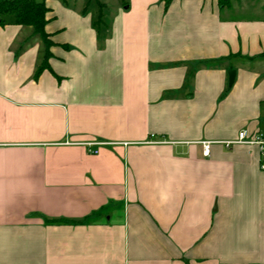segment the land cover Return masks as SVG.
I'll list each match as a JSON object with an SVG mask.
<instances>
[{
	"label": "crops",
	"instance_id": "crops-1",
	"mask_svg": "<svg viewBox=\"0 0 264 264\" xmlns=\"http://www.w3.org/2000/svg\"><path fill=\"white\" fill-rule=\"evenodd\" d=\"M91 1L0 25V264H264V0Z\"/></svg>",
	"mask_w": 264,
	"mask_h": 264
},
{
	"label": "trees",
	"instance_id": "trees-1",
	"mask_svg": "<svg viewBox=\"0 0 264 264\" xmlns=\"http://www.w3.org/2000/svg\"><path fill=\"white\" fill-rule=\"evenodd\" d=\"M225 4L227 0H220ZM50 8L45 1L38 0H1L0 1V25H4L8 16L14 17L15 23L30 26L34 34H38L45 45L43 59L37 68V73L50 68L49 58L51 47L54 44L50 34L46 31L48 13Z\"/></svg>",
	"mask_w": 264,
	"mask_h": 264
},
{
	"label": "built area",
	"instance_id": "built-area-1",
	"mask_svg": "<svg viewBox=\"0 0 264 264\" xmlns=\"http://www.w3.org/2000/svg\"><path fill=\"white\" fill-rule=\"evenodd\" d=\"M201 146L203 148V154L208 156L211 151V141H201ZM101 142H90L88 143V150L92 153H98L99 148L93 149L94 145H101ZM227 146L231 144H246L251 147H256L259 154V166L260 169L264 171V130H257L253 133H250L247 129H243L238 133V136L235 140L226 141Z\"/></svg>",
	"mask_w": 264,
	"mask_h": 264
},
{
	"label": "rangeland",
	"instance_id": "rangeland-1",
	"mask_svg": "<svg viewBox=\"0 0 264 264\" xmlns=\"http://www.w3.org/2000/svg\"><path fill=\"white\" fill-rule=\"evenodd\" d=\"M1 1V0H0ZM38 1H45L46 2V0H38ZM87 1H89V0H87ZM116 1L117 0H100V2H104V3H106V5H107V8L105 9V11H106V13H108V12H110L111 11V9H113V8H115V3H116ZM113 4H114V6H113ZM95 6H98V2L96 1V0H92L91 1V3H90V5H89V9H92L93 7H95ZM246 13V12H245ZM249 13H251V14H253V13H256V12H252V11H249ZM242 14H244V11H243V13Z\"/></svg>",
	"mask_w": 264,
	"mask_h": 264
},
{
	"label": "water",
	"instance_id": "water-1",
	"mask_svg": "<svg viewBox=\"0 0 264 264\" xmlns=\"http://www.w3.org/2000/svg\"><path fill=\"white\" fill-rule=\"evenodd\" d=\"M235 76H236V71L235 70H231L229 72V84L232 85L233 82H234V79H235Z\"/></svg>",
	"mask_w": 264,
	"mask_h": 264
}]
</instances>
